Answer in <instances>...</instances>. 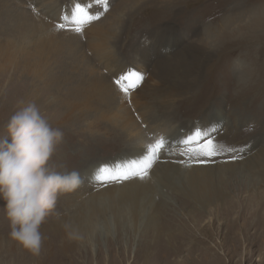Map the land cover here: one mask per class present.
I'll return each mask as SVG.
<instances>
[{
    "label": "rangeland",
    "instance_id": "rangeland-1",
    "mask_svg": "<svg viewBox=\"0 0 264 264\" xmlns=\"http://www.w3.org/2000/svg\"><path fill=\"white\" fill-rule=\"evenodd\" d=\"M27 102L64 133L50 166L82 184L39 256L0 200V264H264V0H0V139ZM194 127L218 129L219 156L197 162ZM157 139L148 174L124 180Z\"/></svg>",
    "mask_w": 264,
    "mask_h": 264
},
{
    "label": "clouds",
    "instance_id": "clouds-1",
    "mask_svg": "<svg viewBox=\"0 0 264 264\" xmlns=\"http://www.w3.org/2000/svg\"><path fill=\"white\" fill-rule=\"evenodd\" d=\"M0 139V200L9 221L8 237L33 256L43 244L41 225L55 213L60 196L82 184L79 172L50 166L64 133L54 128L34 102L23 103ZM253 125H249L251 131Z\"/></svg>",
    "mask_w": 264,
    "mask_h": 264
},
{
    "label": "snow or ice",
    "instance_id": "snow-or-ice-1",
    "mask_svg": "<svg viewBox=\"0 0 264 264\" xmlns=\"http://www.w3.org/2000/svg\"><path fill=\"white\" fill-rule=\"evenodd\" d=\"M82 9L77 6L76 14L81 13ZM76 16V18L73 20V23L76 24H83L85 21L84 19L80 18L79 16ZM77 32L80 31V29H76ZM132 77H135V80L132 79ZM118 79H122V82L124 85H126L127 90L134 89L138 87V82L142 81V77L135 73H122ZM119 89V88H118ZM121 92L124 91V89H119ZM218 131V129H213L212 131H208L204 129L203 127H194L191 131L185 133L183 135V138L181 140V143L183 145L187 146H198L196 148L197 155L199 157H203L204 159H199L198 163H205L208 160H212L213 158L220 155V153L217 151L215 145L217 144V140L215 139L213 132ZM165 146L164 139H157L154 144H150L148 147L144 149V154L142 159H140L138 162H134L129 165V169L131 170L129 173H125L123 175V179L127 180L129 179V176H140L141 179L146 176L147 169H149L154 161V159L157 157L158 152H162L163 148ZM233 159L235 157H232ZM134 169H139L140 171H135ZM103 171V169L101 170ZM141 172H143V175H141Z\"/></svg>",
    "mask_w": 264,
    "mask_h": 264
},
{
    "label": "bare ground",
    "instance_id": "bare-ground-1",
    "mask_svg": "<svg viewBox=\"0 0 264 264\" xmlns=\"http://www.w3.org/2000/svg\"><path fill=\"white\" fill-rule=\"evenodd\" d=\"M54 4V3H53ZM50 7V6H49ZM48 8V7H47ZM53 16V15H52ZM163 155V154H162ZM151 173V172H150ZM198 174V173H197ZM140 184V183H139ZM139 184H135V186H138ZM188 186L190 188L191 191L193 189V191L191 192L190 196L194 199H202L203 198V193H204V189L208 187V183L206 180H204L203 178H201V180L194 176V175H190L189 180H188ZM207 190V189H206ZM129 194V193H127ZM207 193H205L204 195H206ZM210 196V195H209ZM207 196V197H209ZM122 199V198H121ZM83 224V222H82ZM79 231V230H78ZM80 232V231H79ZM3 241V240H2ZM10 242V240H9ZM6 243V242H5ZM2 245V244H1ZM181 264H183L182 262H180ZM155 264H159V263H155ZM163 264V263H161ZM203 264V263H201Z\"/></svg>",
    "mask_w": 264,
    "mask_h": 264
}]
</instances>
